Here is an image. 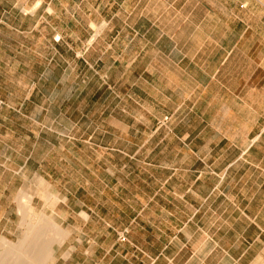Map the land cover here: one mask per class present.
<instances>
[{"label":"crops","instance_id":"0c3cea01","mask_svg":"<svg viewBox=\"0 0 264 264\" xmlns=\"http://www.w3.org/2000/svg\"><path fill=\"white\" fill-rule=\"evenodd\" d=\"M76 4L115 21L110 69L129 73L112 92L100 77L97 110L84 77L82 109L52 121L50 132L71 136L54 145L52 168L65 174L67 237L35 260L264 264V0H0V52L41 53L43 36L57 50L76 35L57 27L60 6ZM16 56L0 67V243L24 229L26 200L47 183L44 100L58 110L76 96L56 83L43 97L41 63Z\"/></svg>","mask_w":264,"mask_h":264},{"label":"rangeland","instance_id":"374dc122","mask_svg":"<svg viewBox=\"0 0 264 264\" xmlns=\"http://www.w3.org/2000/svg\"><path fill=\"white\" fill-rule=\"evenodd\" d=\"M98 7V5L88 6L77 4L60 6L61 14L57 21V27L64 29L66 33L74 32L76 35L75 37L60 36V42L58 43L59 47L57 50L50 49L51 43L49 39L43 36L44 47L41 53L29 51L27 53L17 55L15 51L0 52L1 68L5 66L10 60H12L10 58L11 56L16 55L17 56L13 59L25 60L26 62L31 61L32 64L41 63L43 76V97L46 96V98H51L54 96L52 93L55 92L54 85L56 83H59L60 95L62 93L66 94V96L67 94H70V89L67 90V86L72 87L73 90L75 89L76 93L75 100L73 101H70V97L66 98L65 95L64 97L62 96V99H60L58 103H55L58 106V110L54 109V104L51 108L50 102L46 101V103L44 100V115L42 118L44 132L42 145L44 157V176L47 178V183H44L43 185L42 197L39 196L36 198V200L33 197H28L26 200L27 207L25 227L20 232L19 230H12L10 237L7 239L10 243L12 242L14 244H19L18 242L20 240L31 241L38 238L40 234H42L41 241L43 247L46 246L47 242L53 239L52 241L54 242H51L50 245H48L50 252L53 253L57 251L59 246L57 243L66 239L67 231L65 228H60L59 225L63 223L67 224V206L65 203L67 185L64 178L65 174L56 175L52 172V168L54 166L53 164L56 160L54 159L53 155V151L56 147H53L54 145L58 146L59 143H64L66 141L70 142L71 136L69 134L67 136L65 131L60 134L50 132L49 129H51V123L55 119L66 120V118L61 117V113H65L72 107L76 111H80L82 109L84 97L80 95V93L83 89L82 81L84 80V77L89 76L92 80L91 94L93 95L90 105L92 109L97 110L99 102L95 96H97L99 92L98 89L100 82H103L100 81V77L104 78L107 75L109 78H111V81H108L106 87L108 89L107 92H112L114 90V80L121 79V77L126 79L128 76V70H114V68L110 69L114 63L113 61L116 55L114 47L120 43L117 33L118 28L115 26V21L106 22L107 24H105L104 21L99 19ZM79 8L82 9L87 17L75 13V10L77 11ZM67 9L70 10L69 14L66 12ZM74 14L77 19L76 21L71 19ZM90 16L92 17L91 20L88 19ZM90 23H93L95 26L89 27ZM45 25H47L46 21L43 22V26ZM2 26V21H0V27L2 28ZM47 33H50V31H48V27ZM6 36V32L0 33V39L5 40ZM126 39L130 40V38ZM31 46L30 48L34 49ZM111 46L113 48H110ZM72 49H74V51ZM104 56L107 58L106 60L103 59ZM51 75L53 76L54 80L50 79ZM72 76L76 78L74 80L75 83L73 84L70 81ZM57 111H59V117L55 118L54 115L57 113ZM51 114H53V116H51ZM80 118L81 117L76 115L73 121L77 122ZM65 120L63 121L64 126H66ZM88 137L89 134L83 133V131H76L72 140L87 141ZM63 167L65 170V164ZM31 175L32 174L28 175L29 178ZM28 184L34 187L33 179L28 181ZM57 192L62 196L52 198L50 197L49 193ZM32 230H36L37 233L33 232V234L30 235ZM56 232L62 233L63 236L57 237L55 235ZM126 236L127 232L123 234L122 241L127 240ZM3 251L4 249L0 247V252ZM12 257L15 258L14 256ZM48 263L49 261H44V264Z\"/></svg>","mask_w":264,"mask_h":264},{"label":"bare ground","instance_id":"6f19581e","mask_svg":"<svg viewBox=\"0 0 264 264\" xmlns=\"http://www.w3.org/2000/svg\"><path fill=\"white\" fill-rule=\"evenodd\" d=\"M33 232L35 233L36 230H32L30 235H32ZM55 235L57 237L63 236V234L60 232H56ZM41 237L42 234H40V236L36 239H33L31 241L26 240L25 242L23 241L19 244H14L12 242L10 243L4 239L1 240L0 247L3 248L4 251L0 252V264H44L46 258L44 259V261H38L35 260V255L39 253L44 254V256L51 255L48 245L53 242V239L47 242L46 246L43 247ZM12 256H14L15 258H13Z\"/></svg>","mask_w":264,"mask_h":264}]
</instances>
